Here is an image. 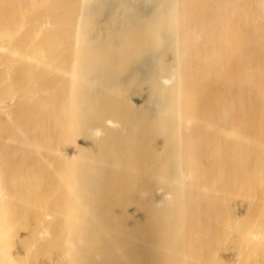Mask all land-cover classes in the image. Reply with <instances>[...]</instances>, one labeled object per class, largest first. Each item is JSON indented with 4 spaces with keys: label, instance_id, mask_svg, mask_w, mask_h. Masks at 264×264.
I'll return each mask as SVG.
<instances>
[{
    "label": "bare ground",
    "instance_id": "6f19581e",
    "mask_svg": "<svg viewBox=\"0 0 264 264\" xmlns=\"http://www.w3.org/2000/svg\"><path fill=\"white\" fill-rule=\"evenodd\" d=\"M0 264H264V0H0Z\"/></svg>",
    "mask_w": 264,
    "mask_h": 264
},
{
    "label": "clouds",
    "instance_id": "9594fccd",
    "mask_svg": "<svg viewBox=\"0 0 264 264\" xmlns=\"http://www.w3.org/2000/svg\"><path fill=\"white\" fill-rule=\"evenodd\" d=\"M252 239L259 242L261 240V237L257 235V236H253Z\"/></svg>",
    "mask_w": 264,
    "mask_h": 264
}]
</instances>
